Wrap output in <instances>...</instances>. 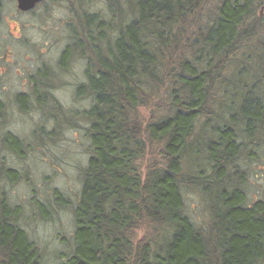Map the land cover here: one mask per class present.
<instances>
[{
    "label": "trees",
    "instance_id": "trees-1",
    "mask_svg": "<svg viewBox=\"0 0 264 264\" xmlns=\"http://www.w3.org/2000/svg\"><path fill=\"white\" fill-rule=\"evenodd\" d=\"M78 1L87 7L58 69L41 67L31 88L61 118L54 131L75 113L91 139L70 249L57 264H264V193L249 198L243 167L264 146V0H102L96 13L97 1ZM74 59L85 65L75 93L91 100L76 112L52 92ZM29 96L16 97L21 109ZM1 141L20 156L29 146L10 131ZM154 149L159 162L142 168ZM18 177L1 162L0 264H48L2 184Z\"/></svg>",
    "mask_w": 264,
    "mask_h": 264
},
{
    "label": "rangeland",
    "instance_id": "rangeland-1",
    "mask_svg": "<svg viewBox=\"0 0 264 264\" xmlns=\"http://www.w3.org/2000/svg\"><path fill=\"white\" fill-rule=\"evenodd\" d=\"M95 1L94 10L103 12L102 0ZM1 4L0 99L7 104V115L0 120V164L3 162L19 174L14 182L3 178L2 184L11 203L23 207L25 215L21 225L44 250L47 263L57 264L61 255L70 249L75 228L74 208L91 155V139L88 123L73 117L75 113H69L70 117L60 121L61 125L54 131L56 120L61 118L53 116L55 112L51 109V113L42 109L31 88L32 76L42 66L56 68L67 43L66 23L73 22V14L54 0H47L32 12L21 11L18 0H2ZM205 17L206 14L203 21ZM84 67L83 62L73 61L62 79L54 81L52 92L66 110L76 112L91 105L90 99L78 98L75 93L77 84L85 80ZM20 93L30 94L25 109L16 102ZM152 109L143 110V115L149 117ZM6 131L29 144L23 155L3 146L1 137ZM256 154L260 159L243 163L251 200L264 193V146L262 150L256 149ZM159 159L158 150L154 149L140 161V166L145 168L149 161L159 162ZM16 177L13 175V179ZM57 192L67 200L65 204L57 202ZM62 200L60 198V202ZM187 204L195 219L205 215L196 191L187 192ZM144 233V229L139 230L138 237Z\"/></svg>",
    "mask_w": 264,
    "mask_h": 264
},
{
    "label": "flooded vegetation",
    "instance_id": "flooded-vegetation-1",
    "mask_svg": "<svg viewBox=\"0 0 264 264\" xmlns=\"http://www.w3.org/2000/svg\"><path fill=\"white\" fill-rule=\"evenodd\" d=\"M46 1L47 0H44L42 3H39V4H37L33 9H31V10H29V11H23V10H21L20 8V10L21 11H23V12H32V11H34L35 10V8L36 7H38V6H42V5H44V4H46ZM54 1H56V2H58L60 5H65V7L71 12V14H73V19L76 21L78 18H80L81 16H82V14H83V12H82V4L78 1V0H54ZM78 4H80V5H78ZM77 5V6H76ZM90 9H92L91 11H93L92 13H96V12H94V11H96V10H94V8H93V6L90 8ZM72 22H68V23H66L67 24V32H68V35H67V43H66V45H65V47L63 48V51H62V53H61V55L63 54V52H64V50H66L67 48H68V46H69V42H70V35H69V33L71 32V30H70V25H72L71 24ZM61 55H60V57H61ZM60 57H59V59H60ZM74 61H75V63H77V61L74 59ZM58 62H59V60H58ZM73 61H71L70 60V63H69V65L72 63ZM69 65H68V67H67V70L69 69ZM45 66V65H44ZM44 66H42V67H44ZM56 69H58V64H57V66H56ZM78 85V84H77Z\"/></svg>",
    "mask_w": 264,
    "mask_h": 264
},
{
    "label": "water",
    "instance_id": "water-1",
    "mask_svg": "<svg viewBox=\"0 0 264 264\" xmlns=\"http://www.w3.org/2000/svg\"><path fill=\"white\" fill-rule=\"evenodd\" d=\"M43 1L44 0H18V7L23 11H29Z\"/></svg>",
    "mask_w": 264,
    "mask_h": 264
}]
</instances>
